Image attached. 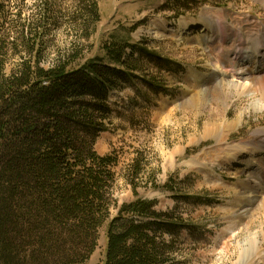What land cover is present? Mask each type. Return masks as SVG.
Returning a JSON list of instances; mask_svg holds the SVG:
<instances>
[{"label": "trees", "instance_id": "16d2710c", "mask_svg": "<svg viewBox=\"0 0 264 264\" xmlns=\"http://www.w3.org/2000/svg\"><path fill=\"white\" fill-rule=\"evenodd\" d=\"M27 1L0 0V264H83L102 231L103 264H185L176 256L180 220L155 200L118 206L119 154L95 150L115 112L113 91L136 78L163 91L130 59L166 60L116 38L87 45L101 21L97 0H77L72 11L52 0L29 11ZM203 2L175 0L178 11ZM60 26L80 34L47 68ZM139 171L134 164V180Z\"/></svg>", "mask_w": 264, "mask_h": 264}, {"label": "rangeland", "instance_id": "374dc122", "mask_svg": "<svg viewBox=\"0 0 264 264\" xmlns=\"http://www.w3.org/2000/svg\"><path fill=\"white\" fill-rule=\"evenodd\" d=\"M41 1L47 0H28L29 11ZM52 1L72 11L77 0ZM97 2L101 21L90 40L85 41L95 46L94 51L101 43L116 38L166 60L141 59L140 53H135L132 59L126 57L130 62L140 59L137 65L142 72L136 75L159 83L163 88L160 94H154L142 82L143 78H136L132 80L134 83L125 84L109 96L115 112L106 123V131L98 137L95 150L101 155L114 150L119 154L113 190L117 205L140 197L155 200L156 211L180 220L176 256L185 264H246L241 251L249 233L241 229L237 238L230 239L234 224L227 210L237 205L238 199L231 193L233 189L238 188L240 198L246 195L238 183L248 177L246 173L234 174L235 170L224 164L227 154L233 152L228 147L240 144L264 128V112L252 108L251 96L234 93L223 102L212 97L211 75L222 70L219 73L222 76L233 67L215 68L218 64L214 63L207 43V26L216 14L222 17L229 13L230 23L240 17L242 21L247 18L263 21L264 4L256 0H205L199 9L188 3L189 8L180 12L175 0ZM186 22H195L197 26L185 30ZM78 34L73 28L58 27L54 31L56 43L45 67H50L58 49L76 41ZM126 53L129 55L131 49L127 48ZM241 114V124L233 132H225L223 139L213 133L204 134L213 122L223 126L236 121ZM134 164L140 167L135 180L131 172ZM116 212L115 209L113 214ZM238 222L244 226L246 221ZM259 225L261 222L257 221L251 232H259ZM262 227L264 231V224ZM164 238L172 239V236L166 234ZM106 247V235L102 231L96 251L83 264H103Z\"/></svg>", "mask_w": 264, "mask_h": 264}, {"label": "bare ground", "instance_id": "6f19581e", "mask_svg": "<svg viewBox=\"0 0 264 264\" xmlns=\"http://www.w3.org/2000/svg\"><path fill=\"white\" fill-rule=\"evenodd\" d=\"M256 1L264 4V0ZM216 15L215 18H209V25H206L207 43L211 46L214 63L218 64L215 68L219 70L221 65H229L233 69L231 68L230 72L225 71L222 76L219 74L222 70L217 72L218 74L215 72L211 75V81L214 83L211 88L212 97L217 99V102H223L224 98L228 99L234 93L251 96L254 100L252 108L264 112V20L247 18L242 21L240 17L230 23L229 19H232V16L229 13L222 14V17ZM195 26H197L195 22H186L184 29L188 30ZM242 119L241 114L236 121L228 122L223 125L224 127L220 126L218 121L213 122L212 127L206 128L204 134L208 136L213 133L223 139L224 133L236 130ZM227 149L233 152L227 154L224 165H229L230 170H235L234 174L246 173L248 177L238 183L240 189H245L246 195L242 194L240 198L238 188L231 191L238 200L234 208L227 210L234 224L230 239L237 238L241 229L245 230L249 234L247 243L243 245L241 251L243 263L264 264V250H262L264 246L262 227L264 224V128L255 131L240 144ZM238 221L247 223L244 222L246 224L240 226ZM257 221L261 222L260 231L252 233L251 230Z\"/></svg>", "mask_w": 264, "mask_h": 264}]
</instances>
